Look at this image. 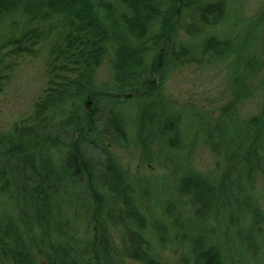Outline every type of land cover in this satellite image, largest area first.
Instances as JSON below:
<instances>
[{
	"label": "trees",
	"instance_id": "16d2710c",
	"mask_svg": "<svg viewBox=\"0 0 264 264\" xmlns=\"http://www.w3.org/2000/svg\"><path fill=\"white\" fill-rule=\"evenodd\" d=\"M109 1L0 0V32L4 33L0 39V51H4L0 52V93L9 80V70L26 57L21 55L34 53L32 48L38 42L48 43L46 86L34 101L33 111L16 119L9 134L12 142L27 141L16 148L21 164L15 161L12 165L16 164L18 175L23 176L22 180L18 178V189H12L8 178L5 180L11 165H6L4 155L14 148L0 150V198L20 196L13 214L7 215L6 210L0 214V264H41L37 263L39 258L47 264H165L152 251L149 230L158 238L157 248L167 243L169 232L174 233L169 235L171 242L192 238L187 231L181 236L184 227L178 220H171L170 230L159 222L149 227L128 199L129 187L120 167L104 160V171L96 173L101 164L93 163L86 138L75 137L83 129L99 134L96 124L104 120L103 112L99 107L89 112L81 98L110 100L113 95L94 83L109 45L115 96L125 91L139 93V98L151 96L158 92L153 79L156 73L162 71L166 76L171 68L187 63L225 62L227 85L236 101L252 95V81L257 78V87L263 93L260 113L236 126L231 120L230 127L220 132L221 140L227 141L229 168L219 172L216 181L202 172L186 171L178 178L177 190L189 197V207L191 204L194 208L189 217L193 224L204 223L207 218L223 222L225 237L233 240L229 241L231 249L243 251L239 238H254L257 234L253 223L264 224V212L254 203L253 189H247L253 186L255 176L264 179V149L259 148L264 135V6L231 38L212 33V28L224 21L229 0ZM153 106L150 104L148 109V121L161 120V105L159 109ZM234 107H227L229 113H235ZM109 113L115 129L106 130V134L123 132L120 117L111 109ZM167 123L172 132L169 147L182 149V139L177 138L178 118L170 116ZM249 127L251 130H247ZM60 129L65 131V140L60 138ZM204 132L207 136L202 140ZM211 135L204 127L192 141L204 142L211 152L219 154ZM4 141L0 138V143ZM60 145L66 153L54 159L49 151L60 149ZM95 174H101L98 181L103 191L98 185L88 189L89 196L81 199L85 190L81 182H90ZM68 188H77L71 195L80 200L63 204V191ZM237 190L250 198L248 204L239 201ZM218 193L224 197L222 200ZM258 197L264 200L263 193ZM119 206L124 208L120 211ZM244 210L251 226L241 224ZM164 215H171L168 206ZM76 219L84 225L83 235H76ZM115 227H122L124 232L119 250L110 235ZM193 238L195 264H226L220 246L208 243L199 234Z\"/></svg>",
	"mask_w": 264,
	"mask_h": 264
},
{
	"label": "rangeland",
	"instance_id": "374dc122",
	"mask_svg": "<svg viewBox=\"0 0 264 264\" xmlns=\"http://www.w3.org/2000/svg\"><path fill=\"white\" fill-rule=\"evenodd\" d=\"M101 1L110 3L109 0ZM262 6H264V0H229L224 21L217 27H213L212 33H219L222 37L230 36L232 38L235 35L234 31L245 26L246 22ZM60 27L64 28L61 24ZM2 37H4V33L0 32V39ZM109 46L110 49L95 72L94 83L98 89H106L107 92L110 91L113 95L109 97L110 100L103 98L96 100L92 97L81 98L83 107L89 112L99 107L100 111L103 112V119L107 123L103 120L101 123L96 124L99 131L97 135L89 134L86 129H83L75 136L77 138L83 135V138H86L84 142H86V149L93 156V163L101 164L99 165L100 169H96V173L102 174L106 165L105 161H108L112 167H114L113 164L120 167L129 187V190H127L129 192L128 199L137 207L140 217L146 221L149 227H151V223L159 222L163 225L166 224L165 226L170 230L171 220L172 222L178 220L179 224L183 225L181 236L184 231H187L188 236L192 238H180L181 240L177 242H171L169 241L171 239L169 235L171 236L174 233L169 232L167 243H164L161 248L156 247L158 238H155V233L149 230L148 240L152 251L165 264H195L193 237H197L198 234L207 238L208 243L221 247L226 264H264V224L255 225L253 223L252 227L257 234L254 238H239L243 251L231 249L229 248L231 245L229 241L233 240L225 237L223 222H216L207 218L204 223L193 224L189 217L194 213V208L191 204L189 207V197L179 194L177 190L178 178L186 171H199L216 181L219 172L229 168L230 157L225 148L227 141L225 139L221 140L220 132H225V127H230L231 120H233L232 125L236 126L243 124L239 122L248 119V117L260 113L263 93L257 87L259 83L257 78L252 81L254 85L252 95L236 101L227 85L225 62L215 61L211 65L207 63L204 65L187 63L171 68L167 71L166 76L161 74L162 71L156 73L153 79L155 85L158 86V92H152L151 96L139 98V93L126 91L115 96L117 92L111 89L114 81L111 69L113 52L111 45ZM32 49L34 53L28 54L26 52L21 55L26 57L17 61V64L9 70L7 73L9 80L4 86V91L0 93V138L5 140L4 143H0V150L9 149V147L15 149L6 154L4 153V162H6V165H11V167L6 166L8 170L5 180L8 178L7 184L12 189H18L20 183L18 178L21 180L23 178V176L18 175L16 168V164H21L18 160L20 151L17 152L16 148L19 144L27 141L12 142L9 134L15 120L30 113L34 101L45 88L48 80L45 75V67L48 61V43L46 41L38 42ZM0 52L4 53L3 49ZM214 53L218 54V51ZM146 59L148 61L149 56ZM150 104H153L156 109H159V105H161L164 111V113L158 115V119L161 120L148 121L147 112ZM234 104L235 113H229L227 107ZM109 109L122 120L121 124L124 131L119 132L117 135L114 132L109 135L106 134V130L110 132L115 129L111 124ZM170 116L172 118L177 117L179 120L177 138L182 139L184 146L180 150L171 148L168 145L169 139L172 137L171 129L167 123ZM39 119H42V117L40 116ZM80 121L83 123V116L80 117ZM105 127L106 129L103 131ZM204 127L213 135L214 146L220 152L219 154L211 152L204 146V142L193 143V137L199 129ZM217 127H220V129ZM56 128L53 127V129ZM251 128L249 127L247 130H251ZM60 130V138L65 140V131ZM206 136L204 132L201 134L200 139L204 140ZM259 143H261L259 148L263 151L264 135L260 138ZM8 144L10 146L7 147ZM59 147L61 148L58 150L49 151L50 154H53L54 159H58L60 155L66 153L64 146L60 145ZM23 150H25L24 145ZM13 156L14 158H12ZM15 161L17 163L12 166ZM239 170L241 171V169ZM27 171L29 172V170ZM101 174H95L90 182L82 181L83 186L77 181L86 190H84V195L80 197L81 199L89 196L88 189L96 188L98 185L99 189L103 191L102 182L99 183L98 181ZM229 181L227 180L225 183L228 184ZM252 182L253 186L247 189L249 191L253 189V197L257 201H254V203L264 212V200L258 197L259 194H264V179L258 175L254 177ZM74 189L77 191V188L72 190L68 188L67 191H63V204L71 200H80L77 195H71ZM236 194L241 196L239 201L248 204L247 200L250 198L246 197V193L237 190ZM218 198L222 200L224 197L218 193ZM15 201H20L18 194L12 199L0 198V214L5 210L7 215L9 213L13 214L16 208ZM82 202L85 203L86 200ZM118 203L120 204L119 201ZM166 206L169 207L171 215H164ZM117 208L121 211L124 206ZM77 210L80 211L78 204ZM241 218H245L241 221V224L243 223L246 227L252 225L246 210H244ZM76 222L75 228L78 230L76 235H83L84 225L81 224L79 219H76ZM110 235L115 241L116 249L119 250L121 240L124 238L122 227L111 229ZM37 263L47 264L42 258L37 259ZM126 264L135 263L127 262Z\"/></svg>",
	"mask_w": 264,
	"mask_h": 264
}]
</instances>
